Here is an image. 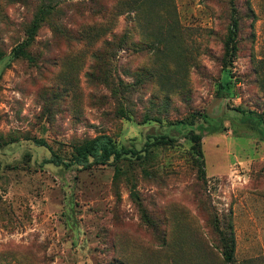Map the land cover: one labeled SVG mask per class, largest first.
Wrapping results in <instances>:
<instances>
[{
	"label": "rangeland",
	"instance_id": "obj_1",
	"mask_svg": "<svg viewBox=\"0 0 264 264\" xmlns=\"http://www.w3.org/2000/svg\"><path fill=\"white\" fill-rule=\"evenodd\" d=\"M0 264H264V0H0Z\"/></svg>",
	"mask_w": 264,
	"mask_h": 264
},
{
	"label": "trees",
	"instance_id": "obj_2",
	"mask_svg": "<svg viewBox=\"0 0 264 264\" xmlns=\"http://www.w3.org/2000/svg\"><path fill=\"white\" fill-rule=\"evenodd\" d=\"M43 17L35 18L32 25L29 28V38L35 36V31L39 26V21ZM238 22L233 20L230 27V35L228 45L234 47L236 36L238 33ZM190 139L193 142V148L197 154L202 157L201 141L203 139V134L191 130ZM175 142V138L168 135H162L154 138L152 141H147L145 144L144 151H148L151 146L158 145H170ZM37 143L49 147V144L45 140H37ZM142 150H137L133 148H128L125 146H118L114 139L108 134H100L92 138L83 140L82 142L75 144L72 147V152L68 158L63 157L57 153L46 160V162H51L56 165H64L70 167L77 165L81 169H90L94 166L106 165L109 162H117L128 156H138ZM228 243L230 250L224 252V257L227 262H232L233 260V243L234 237L231 233L228 234Z\"/></svg>",
	"mask_w": 264,
	"mask_h": 264
}]
</instances>
